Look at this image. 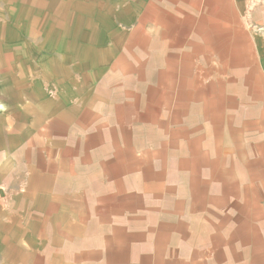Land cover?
I'll list each match as a JSON object with an SVG mask.
<instances>
[{
	"label": "rangeland",
	"instance_id": "rangeland-1",
	"mask_svg": "<svg viewBox=\"0 0 264 264\" xmlns=\"http://www.w3.org/2000/svg\"><path fill=\"white\" fill-rule=\"evenodd\" d=\"M264 0H0V264H264Z\"/></svg>",
	"mask_w": 264,
	"mask_h": 264
},
{
	"label": "crops",
	"instance_id": "crops-1",
	"mask_svg": "<svg viewBox=\"0 0 264 264\" xmlns=\"http://www.w3.org/2000/svg\"><path fill=\"white\" fill-rule=\"evenodd\" d=\"M259 14H264V5L260 6ZM264 16V15H263ZM262 25H264V19L260 20L257 18ZM7 171L0 172V260L6 255L5 250V241L10 238V233H12L11 229V221H12V209L17 208V204L12 200V193L18 190V176L7 174ZM8 251V250H7Z\"/></svg>",
	"mask_w": 264,
	"mask_h": 264
}]
</instances>
